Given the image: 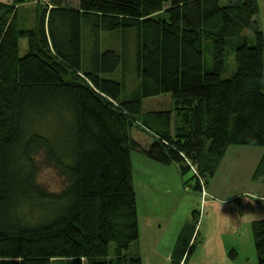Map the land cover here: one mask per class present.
I'll list each match as a JSON object with an SVG mask.
<instances>
[{"label":"trees","instance_id":"obj_1","mask_svg":"<svg viewBox=\"0 0 264 264\" xmlns=\"http://www.w3.org/2000/svg\"><path fill=\"white\" fill-rule=\"evenodd\" d=\"M64 1L38 0L30 28L19 21L28 0L0 2V264H143L128 253L140 238L134 152L192 172L186 182L201 192L197 174L206 186L230 146L264 148L260 4ZM103 31L114 45L104 47ZM232 54L237 69L226 76ZM131 64L140 82L127 97ZM119 69L121 81L104 77ZM168 93L169 109L144 110V99ZM134 128L152 142L140 144ZM42 162L62 189L40 183ZM189 224L173 264L196 248ZM252 229L264 264V219Z\"/></svg>","mask_w":264,"mask_h":264},{"label":"crops","instance_id":"obj_2","mask_svg":"<svg viewBox=\"0 0 264 264\" xmlns=\"http://www.w3.org/2000/svg\"><path fill=\"white\" fill-rule=\"evenodd\" d=\"M12 1L0 0L5 3ZM37 1L28 0L21 5L30 6L33 11L31 27L35 22ZM65 1L70 6H79V0ZM258 1L260 4L259 19L264 32V0ZM42 2H49V0ZM151 142L152 140L147 144ZM263 154L264 148L258 146L232 145L228 148L217 171L205 187L206 197H203L202 191H198L202 197L201 203L204 210L199 226L196 227L193 235V238L197 240L196 248L186 264H258L252 224L256 220L264 219V176L255 178L254 174ZM150 160L152 162L144 161L147 165L145 172L136 173L134 171L140 222L138 241L141 255L139 256L143 264H173V252L170 251L169 254L161 252V244L167 238L174 247L180 232L187 224L190 209L186 219L182 217V221L173 217L178 213L181 202L186 197L187 188H192V185L185 187V191L181 192L159 181L160 175L162 177L178 176L177 172L182 175L180 168L177 164L165 165ZM150 170L156 171L157 175L148 173ZM186 175H182L183 184ZM179 184L180 182L177 181V185ZM139 197H142L141 202ZM171 197L179 199L174 200ZM164 198H166V203L163 202ZM172 203L174 207L169 210L167 205ZM172 223L174 231L178 229L177 234L173 232L168 236ZM136 251H138L137 247ZM184 260L185 256L181 264Z\"/></svg>","mask_w":264,"mask_h":264},{"label":"rangeland","instance_id":"obj_3","mask_svg":"<svg viewBox=\"0 0 264 264\" xmlns=\"http://www.w3.org/2000/svg\"><path fill=\"white\" fill-rule=\"evenodd\" d=\"M41 1H43V0H41ZM32 12L33 11H31L30 6L24 5V7L23 6L20 7L19 21L23 27H26V28L31 27ZM102 35H103L102 41L104 43V47L114 45V43H116L114 40V37H112V35H110L109 31H103ZM105 37L107 39H105ZM254 42H255L254 38H252L251 43H254ZM22 44H23V50H22V55H23V54H25V52L27 50V47H26L27 40L23 39ZM207 57L209 59H211V56H209V54L207 55ZM227 67H228V69H227L228 72L225 74L226 76L231 75L237 69V63L234 59L233 54L228 56ZM104 77L121 81L123 79V73H122L121 69H119L118 71H116L113 74H105ZM125 80H126L125 81L126 82V90H125L124 95L127 97H132L133 94L135 93L138 85H139V82H140L139 78L137 77V75L135 74V72L133 70L132 64L129 66V69L126 72ZM171 103H172V97H171V94H169V93L168 94H162V95L155 96V97H149V98L144 99V110H146V111H149V110H166V109H169L171 107ZM133 135H134V138L143 146H148L149 144H147V142L152 140V138H150L146 133H144V132H142L136 128H134V130H133ZM133 161H134V170L136 171V173H140V172L142 173V172L146 171L147 165L144 163V161L152 162L149 158H147V156H145L141 152H134L133 153ZM40 164H41V168H42L41 172H40V177H39L40 183H42L44 186H46L50 190L62 189L63 179L58 174V172L55 169H53L52 167L47 166L43 162ZM155 164L158 165V163H156V162H155ZM148 173H151L152 175H157V172L154 170H150V171H148ZM176 174H178V176H175V175L174 176L176 177L177 181L180 182L179 185H177V181H175L176 179L174 178V176H163L162 177L160 175L159 181H162L168 185H171L175 190L184 192L186 189L185 187L191 186V183H187L186 181L192 176V173H189L188 175H186V177H184V184L186 186H184V184L181 180L183 178V176L178 172ZM183 186H184V188H183ZM202 193H204V192H202ZM185 194H186V197L183 198V202H181L180 209H179L178 213H176L174 215L173 218L176 217V219H178L179 221H182V217L184 219H186V215L188 213V210L190 209V218H189L187 224L190 223L189 224L190 227L191 226H195V227L199 226V222L201 220V215H202V212L204 210V207L201 203V201H202L201 194L192 190L191 187L187 188V191ZM203 195H204L203 197H206V195H207L206 190H205V193ZM163 196H165V195H163ZM177 198L171 197V199H174V200H177ZM139 199L141 202L142 197H139ZM163 202L166 203V198L163 199ZM172 204L167 205V206H169V210H171L174 207V204L173 205ZM195 209L197 210V216L196 217H194L192 215V212ZM162 227L164 228L163 224H162ZM177 230L178 229H176L174 231V225L172 223V229L168 230L169 232L167 235L169 236V233L172 235L173 232H174L173 234H177ZM136 247H137L138 251H136ZM172 247H173L172 242H170L167 238H165L164 242L161 244V252L163 251V252L169 254L170 251L173 252L174 247L173 248ZM139 251H141V247L139 249V241H138L137 243H134L131 246V249L128 250V253H129V255H141V253ZM53 264H69V263H67L66 261H63V260H54ZM83 264H92V263L90 261H88V262L86 261V262H83Z\"/></svg>","mask_w":264,"mask_h":264},{"label":"built area","instance_id":"obj_4","mask_svg":"<svg viewBox=\"0 0 264 264\" xmlns=\"http://www.w3.org/2000/svg\"><path fill=\"white\" fill-rule=\"evenodd\" d=\"M196 172V171H195ZM196 174H197V172H196ZM197 177H198V179H199V181H200V183H201V185H202V192H204L205 193V178L203 177V176H201V175H199V174H197ZM203 193V194H204Z\"/></svg>","mask_w":264,"mask_h":264}]
</instances>
